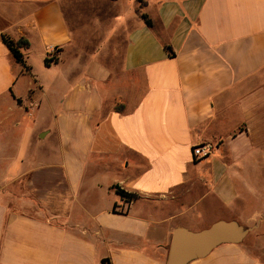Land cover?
Returning <instances> with one entry per match:
<instances>
[{"label":"crops","instance_id":"0c3cea01","mask_svg":"<svg viewBox=\"0 0 264 264\" xmlns=\"http://www.w3.org/2000/svg\"><path fill=\"white\" fill-rule=\"evenodd\" d=\"M263 160L264 0H0V264H166ZM247 216L189 264H264Z\"/></svg>","mask_w":264,"mask_h":264},{"label":"water","instance_id":"95a60500","mask_svg":"<svg viewBox=\"0 0 264 264\" xmlns=\"http://www.w3.org/2000/svg\"><path fill=\"white\" fill-rule=\"evenodd\" d=\"M254 228L235 219H220L200 230L178 227L171 238L166 264H189L204 258L219 245L242 243Z\"/></svg>","mask_w":264,"mask_h":264},{"label":"rangeland","instance_id":"374dc122","mask_svg":"<svg viewBox=\"0 0 264 264\" xmlns=\"http://www.w3.org/2000/svg\"><path fill=\"white\" fill-rule=\"evenodd\" d=\"M248 176H249V183L251 187V192H253V180L255 182L254 186V193L252 195L253 200L252 202H249L247 205H242L241 204V209L240 212H235L233 210H225V209H211L208 211L207 214V220L211 221L214 219L217 215L219 217L221 216L222 219H237L238 221H241L242 223H247V218L248 214L251 212V210L255 209L258 211H264V160L259 162L258 168H255L254 170H249L248 171ZM19 188H24L23 186L21 187H16L15 191L12 193H15V195H19ZM8 191V190H7ZM242 195L245 196L246 194H249L247 189L242 187ZM245 193V194H244ZM255 196V197H254ZM6 198L9 199L10 201L12 200V196L7 193ZM15 200V198H13ZM206 222V221H205Z\"/></svg>","mask_w":264,"mask_h":264},{"label":"trees","instance_id":"16d2710c","mask_svg":"<svg viewBox=\"0 0 264 264\" xmlns=\"http://www.w3.org/2000/svg\"><path fill=\"white\" fill-rule=\"evenodd\" d=\"M141 2V4L143 3V0H139ZM143 17L145 18L146 22L152 26V21L148 18V16L146 14H142ZM3 40L4 42L8 45V47L10 48L11 52L13 53V55L15 56V58L19 61V62H23L24 61V57H23V53L21 51L22 47H28L29 46V41L27 39L21 38L18 41H15L11 38H9L6 35H3ZM165 49L170 53L171 56H173L175 54L171 44L166 43L165 44ZM53 62V60L49 57L46 58V64L50 65ZM118 111H122L124 109V105L122 103H117L116 107H115ZM118 192L121 194V196L126 197L127 199L129 198H133L135 195L134 194H129L126 191H124L121 188H118ZM115 210H116V206H115ZM103 264H111V263H107V259L103 260Z\"/></svg>","mask_w":264,"mask_h":264},{"label":"built area","instance_id":"2783aa9c","mask_svg":"<svg viewBox=\"0 0 264 264\" xmlns=\"http://www.w3.org/2000/svg\"><path fill=\"white\" fill-rule=\"evenodd\" d=\"M56 48H52V50L50 51L48 57L51 58L53 61L56 60ZM213 147L211 146V144H207V145H197L194 147L193 152L196 156L199 157H207L212 153Z\"/></svg>","mask_w":264,"mask_h":264}]
</instances>
